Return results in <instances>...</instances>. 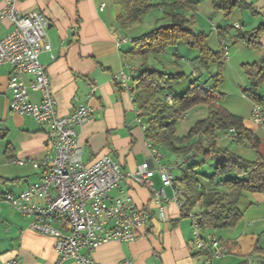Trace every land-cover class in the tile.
I'll use <instances>...</instances> for the list:
<instances>
[{
  "label": "crops",
  "instance_id": "1",
  "mask_svg": "<svg viewBox=\"0 0 264 264\" xmlns=\"http://www.w3.org/2000/svg\"><path fill=\"white\" fill-rule=\"evenodd\" d=\"M245 1L257 13L235 11L234 14L241 16V22H236L240 30L264 24V0ZM102 3H105L103 9L100 8ZM6 5L7 0H0V9ZM16 8L22 13L39 10L49 20L46 41L51 44V50L42 52L40 60L51 80L58 115H70L82 105L92 108L90 118L77 127L83 161L91 163L100 156L109 155L120 163L124 172L130 173L143 162L151 160L143 124L138 119L131 93L124 91L115 80V74L126 68L130 56L126 54L130 49L126 48L128 43L119 46L124 36L116 28L119 6L105 0H20ZM245 13L252 18L248 19ZM11 28L12 22L8 18L0 19L1 37L7 35ZM261 41L263 46L258 49V54L243 58L244 63L251 62V59L261 61L264 57V36ZM224 44L227 43H222V46ZM242 47L240 44L235 53ZM12 72V66L0 65V117L6 124L7 132L13 133L8 145L12 146L11 154L15 159L39 160L48 152L47 128L32 116L10 111L12 93L8 82ZM32 80L33 76L28 74L23 78L26 85ZM29 99L39 101L40 92L31 90ZM244 123L257 137V131L264 130V127L260 126L262 129L258 130L247 124L245 119ZM252 150L247 156L249 159H255L257 151H264V144L261 143L260 149ZM177 159V155L166 153L163 162L171 165ZM20 166L25 167L23 175H34L37 180L40 179V172L31 164ZM151 179L152 187L139 185L129 177L124 180L121 189L131 194L139 207L149 211L150 218L135 240H112L98 247L93 252L95 264H123L126 261L131 264H259V260H264V253L254 252L257 241L264 249V241L261 240L264 213L254 216V212L247 213L250 211L247 209V225L243 219L230 229L203 228L204 233L217 235L222 243L221 257L208 259L195 255L198 252L193 243L192 219L183 215L178 203L170 201L163 205L162 210L159 208L153 197L154 191L163 186L159 172L155 171ZM112 192L113 196L121 194L120 188ZM166 192L173 196L172 187H166ZM251 195L258 210L262 211L264 197H259L257 193ZM15 212L17 214L8 219L9 225L6 226L1 223L7 217L0 214V241H6L0 246V264H6L15 257L20 259L18 264H76L73 260L59 263L54 237L33 231L30 223L34 217ZM260 232L262 235H259Z\"/></svg>",
  "mask_w": 264,
  "mask_h": 264
},
{
  "label": "built area",
  "instance_id": "2",
  "mask_svg": "<svg viewBox=\"0 0 264 264\" xmlns=\"http://www.w3.org/2000/svg\"><path fill=\"white\" fill-rule=\"evenodd\" d=\"M18 1L7 0V5L0 9V19L8 18L12 22L10 32L0 36V65L13 67L8 82L12 93L10 111L32 116L46 126L48 152L39 160H15L19 165L31 164L41 177L18 194L4 193L2 199L23 216L34 217L30 223L33 231L54 237L59 263L73 260L76 264H95L93 252L98 247L112 240H135L150 218L149 211L139 207L131 194L121 189L124 180L129 177L139 185L152 187L151 178L158 171L163 186L154 191L153 197L159 208L162 210L163 205L170 201L181 207L173 174L181 163L165 164L162 152L149 143L151 160L140 164L134 172H124L120 163L109 155L85 163L77 127L90 118L92 108L82 105L70 115H58L51 80L40 60L42 52L51 50V44L46 41L49 20L39 10L22 13L16 8ZM104 7L105 3H102L100 8ZM129 42V38L123 36L119 46ZM224 51L228 59L227 46H224ZM137 69L128 63L125 69L115 74V80L124 91L131 92ZM27 74L33 76L28 85L23 82ZM31 90L40 92L39 101L29 99ZM251 116L256 125L264 126L261 105L254 104ZM231 130L234 131L233 128ZM166 187L173 188L172 197L167 194ZM116 188H120L121 194L112 197L111 193ZM190 217L195 249H210L213 258L221 256L219 238L213 233L201 232L199 211L190 213ZM19 261L15 257L6 264H18Z\"/></svg>",
  "mask_w": 264,
  "mask_h": 264
},
{
  "label": "trees",
  "instance_id": "3",
  "mask_svg": "<svg viewBox=\"0 0 264 264\" xmlns=\"http://www.w3.org/2000/svg\"><path fill=\"white\" fill-rule=\"evenodd\" d=\"M115 3L120 8L117 17V28L120 31L141 23L144 16L154 8L163 12L162 19L165 22L131 39L133 45L126 54L140 58L137 69L140 73L133 75L130 93L138 117L144 125L145 139L162 154L165 149L167 153L177 155V161L181 163L175 169L179 172L178 175L175 170L173 174L183 215L190 216V213L199 211L202 233L203 228L221 230L237 226L243 218V211L238 204L244 193L264 191V151H257L255 159L245 158L219 146L218 132H229L233 140L248 144L255 150L260 149L261 140L246 127L242 116L218 104L210 85L193 83L184 94L174 95V85L184 73H169L157 65L169 48L182 42L199 51L196 59L201 63L209 66L211 62H217L222 67L227 60L224 47L219 51L213 50L206 42L207 35L190 25L188 14L197 5L192 0H115ZM213 5L226 14H232L236 10L257 13L245 0H213ZM237 28L236 36L246 47L262 48L264 24L250 30ZM224 45L228 47L227 44ZM243 66L249 80L245 93L254 104L261 105L264 110V97L258 93L259 86L264 82V57L260 62L244 63ZM220 74L219 72L218 75ZM202 103L209 106L207 117L198 120L187 134L178 136L176 131L179 121L190 108ZM11 150L12 146L9 144L5 153L9 160H14ZM214 155L219 157L217 166L211 175L204 176L203 183L200 169ZM220 244L222 248L221 240ZM197 252L195 255L213 258L210 249ZM254 252L264 253L258 241Z\"/></svg>",
  "mask_w": 264,
  "mask_h": 264
},
{
  "label": "rangeland",
  "instance_id": "4",
  "mask_svg": "<svg viewBox=\"0 0 264 264\" xmlns=\"http://www.w3.org/2000/svg\"><path fill=\"white\" fill-rule=\"evenodd\" d=\"M196 5L194 11L189 12L191 19L190 25L196 31H203L206 35V42L215 51L221 49L222 43H227L229 46V59L226 60L222 67L217 62H211L209 66L201 63L196 57L199 55V51L196 48H191L186 44L180 42L179 44L168 49L167 53L159 59L157 65L162 67L161 69L169 73H184L174 85L173 94L182 95L193 84H208L212 87L211 93L217 97L218 104L227 109L228 111L239 114L242 116L247 124L257 128H261L256 125L251 117L252 107L254 101L245 93V90L249 86V80L244 72L243 58H251L258 54V49H250L244 45V43L237 38L236 22H241L240 17L237 14H226L222 10H218L213 5V0H192ZM112 5H117L115 0H105ZM118 6V5H117ZM239 11V10H236ZM245 16L249 19L251 15L245 13ZM163 12L161 9L154 8L147 13L143 21L136 25H133L127 30H122L124 37L129 38L130 42L126 45V48L133 45L131 39L138 37L157 26L162 25L165 20L162 19ZM237 20V21H236ZM249 22V21H248ZM242 23H244L242 21ZM118 26H116L117 28ZM253 27L249 26L248 30ZM220 32H222L220 34ZM243 45L242 49L236 52V49ZM226 45H223V47ZM129 64L139 67L140 58L130 55ZM254 62L255 59H251ZM156 62V59H155ZM260 62V61H259ZM221 73L218 75V73ZM140 71L136 70L135 75H138ZM258 93L264 96V82L259 86ZM209 113V106L206 103H202L190 108L184 117L177 124V135L183 136L189 132L191 127L200 119L207 117ZM262 129V128H261ZM258 136L261 143L264 144V130H259ZM13 133L9 134L6 130V124L0 117V214L1 217L5 215L7 218H3L2 225H9L8 219L17 214L9 203L2 199V195L6 192H12L18 194L26 188L27 185L33 184L38 181L36 176L23 175L25 167L15 164L5 156V150L8 143L12 140ZM218 145L226 147L228 150L240 154L241 156L248 158L249 152H253L252 148L247 144L238 143L233 140L229 132H218ZM163 154L167 153L165 149L162 150ZM164 159V158H163ZM219 157L214 155L210 157L205 165L200 169V179L205 183V177L211 175L217 166ZM199 160V159H198ZM178 175V171H174ZM115 191V189H114ZM113 193V192H112ZM111 193V195H112ZM259 197H264V193H257ZM118 196V195H117ZM112 197H114L112 195ZM258 198V196H257ZM252 198L251 192H246L238 204L239 208L243 211V218L247 225L246 210L250 209L247 213L254 212V216H261L264 213V209L259 211L257 204ZM253 204V205H252ZM255 205V206H254ZM245 213V214H244ZM241 222V221H240ZM239 222V223H240ZM238 223V224H239ZM1 235V234H0ZM259 235H262L260 232ZM261 240L264 241V235L261 236ZM6 244V241H0V246ZM1 250V248H0ZM264 260H259V264H262Z\"/></svg>",
  "mask_w": 264,
  "mask_h": 264
}]
</instances>
